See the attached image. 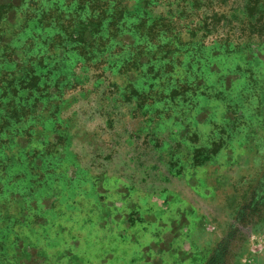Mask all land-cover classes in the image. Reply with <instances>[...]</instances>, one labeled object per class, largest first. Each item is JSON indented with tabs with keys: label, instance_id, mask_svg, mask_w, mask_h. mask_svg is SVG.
I'll return each instance as SVG.
<instances>
[{
	"label": "rangeland",
	"instance_id": "1",
	"mask_svg": "<svg viewBox=\"0 0 264 264\" xmlns=\"http://www.w3.org/2000/svg\"><path fill=\"white\" fill-rule=\"evenodd\" d=\"M2 1L13 55L29 64L51 55V65L37 69H49L46 81L21 88L33 71L22 63L12 99L0 88V264H205L227 236L222 264H264V211L238 217L264 195V0L205 1L192 14L185 3L180 21L179 0H85L90 9L56 0L34 12ZM145 1L149 19L169 8L170 31L182 25L186 61L200 41L228 46L205 50V83L171 91L157 115L130 94L126 48L103 47L95 25L139 20ZM204 16L214 25L199 38L189 28ZM53 20L75 26L71 39L48 40ZM10 50L0 44L2 57Z\"/></svg>",
	"mask_w": 264,
	"mask_h": 264
},
{
	"label": "trees",
	"instance_id": "2",
	"mask_svg": "<svg viewBox=\"0 0 264 264\" xmlns=\"http://www.w3.org/2000/svg\"><path fill=\"white\" fill-rule=\"evenodd\" d=\"M205 1L207 3L211 2V0H179V6H181V10H178V15L174 16L173 20L176 19L180 21L181 14H183V12H187L184 10L185 3V5L191 7L190 11L187 13L192 14L196 13V11L199 12V6H201L200 3ZM18 2L21 5L27 3L26 10L32 12L35 11L36 4L41 7L48 6L51 8L50 10L57 9L56 0H18ZM88 3V1L85 2V0H79L78 6L85 9H90V4ZM8 6H10L9 1L5 3L4 1L0 0V44H7L11 47L9 54L11 56H9L8 58L2 57L3 54H0V88L2 91L1 96L9 95L8 99H12L13 97H15L16 93L10 92L8 86L14 85V83L17 82V79H19L14 77L13 74L17 76L22 75V73H20L18 70L19 66L24 63L26 69H28V67L29 70L33 69V71L28 70L30 75L25 76L22 81H19V85L21 86L22 83H24L25 85L23 87L28 86L29 88H35L37 87L38 81L42 75H39L37 69L42 66L46 67L51 62V58L49 57L51 55L42 56L39 61L35 63L31 62L30 64L24 57L13 55L18 48H14L12 45H9L10 41L8 42L4 39V37L8 34L7 28L9 27V20L7 16ZM32 6L34 7L31 8V10H28V8ZM140 11L141 18L137 20V17L136 20L129 22L124 27H119L116 24L110 25V22L105 23L102 20L96 21L95 25L96 27H98L99 32L103 30L105 31V36L103 37V40L101 42L103 44V47H112V49L117 50L115 52L118 53L122 52V49L126 48V54L124 56L125 59L122 66L131 68L134 67L135 72H132V77H136L134 83H132L133 86L131 87L130 94L134 95L137 101L148 99L151 103L150 105L152 106H147V109L153 112V114L157 115L162 112V107H160L159 109V103L164 102V100L169 98V96L171 95V91L177 90L176 92H179L183 90H191L193 88L195 89L197 87V84L201 86L205 83L206 80H203L201 74L198 73L199 68L207 71V66H209V64L207 63V59L203 58L205 55V50L209 51L208 53H206L208 55L213 52L214 54L219 55L221 52L225 53L228 46H226L225 43H223L222 48L220 47V45L215 43L213 45L206 46L203 42L200 41L194 46L195 51L199 52L200 56L198 54L195 58L186 61L185 53L186 51H190L191 46H189V43L191 41L184 40L177 34V29H180L182 25L181 27H176V31H170L168 20H171L172 18V11L167 8L157 18L149 19L148 15L150 12L148 9L147 1L143 3ZM45 13L47 12H45L42 8V12H39V17L42 19L44 15L49 14ZM114 15L115 11H112L111 17ZM66 16L67 18L71 17L70 14ZM211 17L212 16L202 17L200 19V25L197 27V29L189 28V31H193L194 35H197V32L195 31L201 30L199 38L204 37L206 33H208V30H210L214 25ZM184 19H186V17H184ZM83 21L86 22V18H84ZM23 23L24 21H20L19 25L22 27ZM53 23L58 27V29H55V32H53L52 35L48 38L49 41H53L55 38L60 39L61 37L71 39V37L74 35L75 26L74 28L72 26H60L58 24L59 22H56L55 20H53ZM37 26L39 25L36 23V26L33 25L32 29ZM44 27L46 28L45 24H43V28ZM51 27L53 28V26ZM94 33L98 34V31ZM90 34L93 36L95 35L93 34V32H90ZM124 38L126 39L125 42L123 41ZM159 39H162L161 43H159ZM50 43L52 42L43 43V45L45 46V50L49 48ZM117 46H119V48H117ZM42 59L48 60V62L44 63L41 61ZM5 63H9L12 66L7 70L8 73L12 75L9 80H7V77H3L1 74ZM56 64L57 63H55V65ZM48 70L46 71L45 75L41 77L44 81H46V79L50 75ZM65 75L75 77L73 73H67ZM84 76L85 75H83V77ZM208 83L209 82H206V85H208ZM23 87L21 86V88ZM6 89L8 90V92L5 91ZM56 107L57 105L55 106V108ZM52 114L53 112L48 114L47 117H52ZM48 119L50 121H55L53 118ZM65 134H63V132H57L59 140H63L65 138ZM262 209H264V195L257 196L255 199L250 200L248 203L243 205L241 207V210L238 212V217L244 218L248 213L254 215L259 214L261 211H264ZM61 229L65 230L64 228ZM226 238H228V236ZM226 238L222 239L219 242L217 248L214 250V253L205 264H222L225 256V250L228 244Z\"/></svg>",
	"mask_w": 264,
	"mask_h": 264
}]
</instances>
